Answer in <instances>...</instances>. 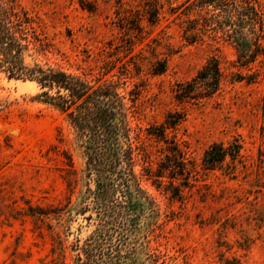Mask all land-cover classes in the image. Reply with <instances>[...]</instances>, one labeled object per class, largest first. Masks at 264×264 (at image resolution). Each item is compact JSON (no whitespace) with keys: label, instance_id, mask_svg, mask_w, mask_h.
Listing matches in <instances>:
<instances>
[{"label":"rangeland","instance_id":"obj_1","mask_svg":"<svg viewBox=\"0 0 264 264\" xmlns=\"http://www.w3.org/2000/svg\"><path fill=\"white\" fill-rule=\"evenodd\" d=\"M11 1L44 44L29 47L25 65L118 82L130 141L151 153L148 164L137 158L134 176L155 215L142 217L127 264H264V57L243 67L219 35L189 42L186 21L197 14H181L185 0H154L161 7L155 24L148 21L153 0ZM258 2L264 29V0ZM212 57L225 76L220 91L197 104L175 102V84ZM161 63L165 71L154 74ZM40 93L36 83L0 71V264H76L73 245L95 228L85 219L91 213L82 212V140L65 115L38 100ZM173 112L185 118L166 133L191 172L181 199L172 198L167 177L159 186L143 171L166 160L165 145L147 131ZM213 143L239 145V157L205 170L203 153Z\"/></svg>","mask_w":264,"mask_h":264},{"label":"trees","instance_id":"obj_2","mask_svg":"<svg viewBox=\"0 0 264 264\" xmlns=\"http://www.w3.org/2000/svg\"><path fill=\"white\" fill-rule=\"evenodd\" d=\"M154 2L148 11L151 24L158 21L161 9ZM181 7L184 16L197 14V18L186 21L184 33L193 32L186 38L189 42L210 32L234 49L240 66L248 67L264 57L263 14L258 0H185ZM32 24L27 13L11 0H0V71L9 80L36 83L41 91L38 100L65 115L82 140L88 180L82 212L94 214L85 219L88 223L93 221L95 228L82 243L78 239L73 245L76 264H127L135 252L142 217L155 215L152 203L134 176L137 158L141 156L148 164L151 153L144 143L134 145L130 141L132 130L118 82L91 81L62 69L25 65L24 54L30 46L37 50L44 47ZM164 71L165 65L161 63L154 74ZM242 79L240 74L236 75L237 81ZM224 82L219 61L212 57L192 78L175 84L173 99L179 104H197L211 99ZM184 118L182 112L167 113L164 123L149 127L147 135L165 145L162 153L166 160L157 163L154 171L150 165L143 169L159 186L167 177L172 198L177 199L182 198V187H191V172L184 151L166 132L176 130ZM239 152V145L224 149L221 143H213L203 153V168L213 170L227 156L235 161ZM179 178L184 183L174 184Z\"/></svg>","mask_w":264,"mask_h":264}]
</instances>
